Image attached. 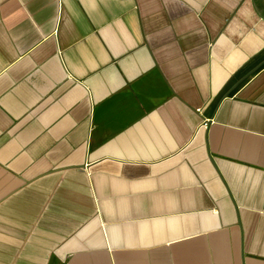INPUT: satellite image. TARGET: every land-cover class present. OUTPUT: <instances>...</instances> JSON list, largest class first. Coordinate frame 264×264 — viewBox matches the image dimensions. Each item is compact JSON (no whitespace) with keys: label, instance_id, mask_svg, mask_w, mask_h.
<instances>
[{"label":"crops","instance_id":"obj_1","mask_svg":"<svg viewBox=\"0 0 264 264\" xmlns=\"http://www.w3.org/2000/svg\"><path fill=\"white\" fill-rule=\"evenodd\" d=\"M0 264H264V0H0Z\"/></svg>","mask_w":264,"mask_h":264},{"label":"built area","instance_id":"obj_2","mask_svg":"<svg viewBox=\"0 0 264 264\" xmlns=\"http://www.w3.org/2000/svg\"><path fill=\"white\" fill-rule=\"evenodd\" d=\"M203 124H204V126H206V125H207V121H206V122H204Z\"/></svg>","mask_w":264,"mask_h":264}]
</instances>
